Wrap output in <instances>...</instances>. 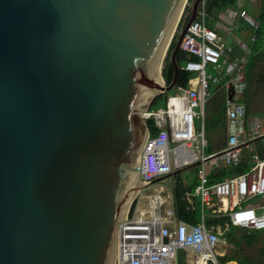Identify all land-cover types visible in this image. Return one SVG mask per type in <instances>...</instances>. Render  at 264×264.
Returning a JSON list of instances; mask_svg holds the SVG:
<instances>
[{
	"label": "water",
	"instance_id": "water-1",
	"mask_svg": "<svg viewBox=\"0 0 264 264\" xmlns=\"http://www.w3.org/2000/svg\"><path fill=\"white\" fill-rule=\"evenodd\" d=\"M187 1L0 0V264H116Z\"/></svg>",
	"mask_w": 264,
	"mask_h": 264
},
{
	"label": "built area",
	"instance_id": "built-area-1",
	"mask_svg": "<svg viewBox=\"0 0 264 264\" xmlns=\"http://www.w3.org/2000/svg\"><path fill=\"white\" fill-rule=\"evenodd\" d=\"M192 2L186 3L189 13ZM206 18V0H202L179 46V50L187 55L182 69L191 74L187 86L176 87L168 96L165 108L142 113L144 119L152 118L156 127L155 133L149 132L147 136L140 161L139 181L147 187L136 193L128 218L118 223L116 264H177L180 251L190 253V258H185L186 264H237L219 259L224 254L217 251L224 241L222 226L264 230V122L246 119L247 59L242 56L227 61V44L207 26ZM229 19H239L249 29V42L255 41L254 32L258 30L259 22L245 8L236 4L219 14V22ZM162 66L163 62L161 69ZM207 66L218 74L208 73ZM212 86L225 93L226 144L220 150L224 165L239 167L247 157L249 166L241 174L208 184V176L213 170L205 171L203 164L215 153H203L208 141L203 129H195V121L204 118ZM256 138L261 139L262 155L255 148L246 146ZM194 141L198 142L195 148L192 147ZM195 149L200 150V159ZM197 162L200 165L197 183L185 192V199L188 210L196 208L198 199V222L181 219L171 194H164L165 190L143 195L156 178ZM209 216L225 217L226 220L223 225L208 227L206 218Z\"/></svg>",
	"mask_w": 264,
	"mask_h": 264
},
{
	"label": "rangeland",
	"instance_id": "rangeland-1",
	"mask_svg": "<svg viewBox=\"0 0 264 264\" xmlns=\"http://www.w3.org/2000/svg\"><path fill=\"white\" fill-rule=\"evenodd\" d=\"M237 4L245 8L252 16L256 18L259 14V11L264 6V0H238ZM218 29L223 33L221 38L223 39V41H225L229 50L226 58L227 61L230 62L242 56L245 59H248L250 57L252 43L249 42V29L239 19H229L227 22H219ZM179 30L180 29L176 27L175 32L165 51L164 58L168 53H171V44L173 40L176 41L180 32ZM248 69L250 70V74H248ZM206 70L208 73L218 74V72L214 71L210 66H207ZM246 71L247 75L245 80L244 92V100L247 106L246 119L248 121L258 119L264 122V80L261 77L264 74V59L255 60L249 67L247 65ZM211 94L212 95L208 97V102L205 105V114L203 120L199 118L195 121V129L199 131L203 129L208 141L207 146L203 150V153L205 155L219 153L220 149L223 148L226 144V118L225 114L221 112V109L223 108L222 106L224 103L225 93L222 89L212 86ZM197 111H199V109H197ZM196 144H198V142L194 141L192 143V147L195 148ZM195 152L197 157L200 159V150L195 149ZM203 165L205 171L217 170V168H220L224 165L222 155H218L217 158L208 159ZM199 167V164H191L184 168L174 169L179 171L170 178L157 181L151 187L145 189L143 191V195L148 196L151 194H155L158 191L165 190L164 194H171L172 199L174 200L173 190L176 182H181L183 187L185 188H187V186L193 185L197 181ZM191 189H187L186 191H190ZM185 197L186 196L184 193L183 198L185 199ZM196 203H199L198 199H196ZM205 212H207V210H205ZM260 246L261 243L255 245L254 248L250 250L251 253L257 254L258 247ZM231 248L232 244L224 240L218 246L217 251L223 254L229 252ZM185 258H190L189 252H185Z\"/></svg>",
	"mask_w": 264,
	"mask_h": 264
},
{
	"label": "trees",
	"instance_id": "trees-1",
	"mask_svg": "<svg viewBox=\"0 0 264 264\" xmlns=\"http://www.w3.org/2000/svg\"><path fill=\"white\" fill-rule=\"evenodd\" d=\"M189 2L191 0H188ZM238 0H206V24L210 28L214 29L220 37H222L223 33L218 29L217 21L219 19V14L224 11L227 7H232L237 4ZM189 16V7L186 5L180 21L178 23V29L182 26L183 23L186 22ZM256 20L259 22V28L255 33V41L252 42L250 57L247 59L248 67L253 64V62L257 59H264V6L259 11ZM175 42L173 40L171 47L172 49L175 46ZM171 54V53H170ZM170 54L168 53L163 62L162 66V77L166 84H169L172 79L173 69L172 64L169 61ZM176 59L179 64V72L177 79V87H186L188 80L191 78V74L184 69H182L183 64L187 60L186 53L178 50L176 54ZM249 70V69H248ZM250 74V70L248 71ZM247 75V71H246ZM264 80V74L261 76ZM175 91V90H174ZM174 91L161 93L153 98L150 103L149 110H156L159 108L166 107V101L169 95L173 94ZM223 107V106H222ZM221 112L224 114V107L221 109ZM247 116V114H246ZM147 125L149 127L150 134H154L156 131V127L154 124V120L149 118L146 120ZM260 138L253 139V142H260ZM222 149V148H221ZM220 149V150H221ZM256 150L262 155L261 145H256ZM249 163L247 157L243 159V162L239 167L230 168L225 165L221 166L218 170L213 171L208 176V184H213L217 181L222 180L226 176L238 175L246 171ZM197 183V181L191 185L192 187ZM191 186H187V188L183 187L182 183L177 181L173 190L174 203L176 206L177 215L186 221L196 223L199 220V211L198 206L199 203H196V208L194 210L187 209V202L183 198V194L187 189H191ZM196 202V201H195ZM226 218L225 217H215L209 216L206 218V224L208 227L215 224H224ZM222 226V234L221 238L225 241L232 244V248L229 252L224 253L222 256H219L220 261H234L237 264H264V230H254V229H246L235 226H229L228 228H224ZM258 247V253H251V249L254 248L255 245L260 244ZM177 264H186L185 263V252L180 251L178 254ZM234 264V263H231Z\"/></svg>",
	"mask_w": 264,
	"mask_h": 264
},
{
	"label": "crops",
	"instance_id": "crops-1",
	"mask_svg": "<svg viewBox=\"0 0 264 264\" xmlns=\"http://www.w3.org/2000/svg\"><path fill=\"white\" fill-rule=\"evenodd\" d=\"M218 22V21H217ZM258 119H255V120H253V121H257ZM225 129H226V126H225ZM261 145V142H258V143H256V142H253L252 140L251 141H249L248 142V144H246V146H248V147H253V148H255L256 149V145ZM219 168H217V170H218ZM213 171H216V170H213ZM212 171V172H213Z\"/></svg>",
	"mask_w": 264,
	"mask_h": 264
},
{
	"label": "flooded vegetation",
	"instance_id": "flooded-vegetation-1",
	"mask_svg": "<svg viewBox=\"0 0 264 264\" xmlns=\"http://www.w3.org/2000/svg\"><path fill=\"white\" fill-rule=\"evenodd\" d=\"M175 170H172L169 174H172ZM173 176V175H172Z\"/></svg>",
	"mask_w": 264,
	"mask_h": 264
},
{
	"label": "bare ground",
	"instance_id": "bare-ground-1",
	"mask_svg": "<svg viewBox=\"0 0 264 264\" xmlns=\"http://www.w3.org/2000/svg\"><path fill=\"white\" fill-rule=\"evenodd\" d=\"M175 32V31H174ZM174 34V33H173Z\"/></svg>",
	"mask_w": 264,
	"mask_h": 264
}]
</instances>
